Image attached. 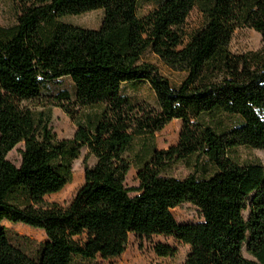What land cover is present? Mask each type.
I'll list each match as a JSON object with an SVG mask.
<instances>
[{
    "label": "trees",
    "instance_id": "trees-1",
    "mask_svg": "<svg viewBox=\"0 0 264 264\" xmlns=\"http://www.w3.org/2000/svg\"><path fill=\"white\" fill-rule=\"evenodd\" d=\"M9 1L15 22L0 27V264L109 260L126 250L130 234L187 245L182 264H264V165L228 156L238 146L264 150V0H161L143 15L140 0ZM194 9L202 22L190 29ZM93 10L103 15L94 29L63 21ZM247 27L260 35L261 50L231 52L233 33ZM146 51L185 74L181 83L171 86L141 60ZM64 76L74 100L64 90L53 103L76 130L60 140L41 108L42 87ZM141 81L156 107L121 94L122 85ZM219 114L239 123L215 128ZM173 119L182 121L177 142L151 148L138 186L128 188V148ZM20 143L16 165L6 155ZM82 147L95 158L83 160L82 186L66 206L45 201L70 181ZM178 163L193 171L173 176ZM185 203L200 221L175 220L171 210ZM4 221L44 232L36 259L11 243ZM176 251L154 246L158 257Z\"/></svg>",
    "mask_w": 264,
    "mask_h": 264
},
{
    "label": "rangeland",
    "instance_id": "rangeland-1",
    "mask_svg": "<svg viewBox=\"0 0 264 264\" xmlns=\"http://www.w3.org/2000/svg\"><path fill=\"white\" fill-rule=\"evenodd\" d=\"M160 1L161 0H140L137 5V14L143 15L152 10ZM102 17L103 15L100 10H93L92 12L79 14L78 16H66L63 18V21L75 26L94 29L99 25ZM14 22L15 17L12 3L9 0H1L0 27L11 26ZM201 22L202 16L194 9L190 12L186 20V26L187 28L194 29L201 25ZM262 46L263 41H261L260 35L248 27L235 30L230 40L231 52L239 54L261 50ZM141 60L150 62L156 66L160 74L164 75L169 80L171 86H178L185 77L183 73L170 70L150 51H146L141 56ZM64 90L67 91L71 99L74 100V86L69 77L64 76L61 79L46 82L42 87L44 97L43 106H41V108L49 112V124L56 138L60 140L71 138L76 130V123H74L61 108L53 103L55 97ZM120 91L123 96H127L133 103L144 101L150 106L156 107L154 93L145 81L126 83L122 85ZM261 117L264 118V113L261 114ZM211 120V125L218 129H228L239 123V119H237L236 116L232 117L225 114L216 115L212 117ZM181 124L182 121L173 119L163 129L154 133L153 136L139 138L132 143L127 151V158L130 161V170L126 176L125 184L128 188H135L138 186L136 179L137 170L143 160L148 159L151 148L165 149L169 146H173V144L177 142ZM22 147L23 143H20L6 155L7 158L16 165L20 162L19 150ZM79 154V157L71 162L72 173L70 181L60 191L52 193L51 195H45V201L66 206L78 188L82 186L84 178V169H82L83 160L86 158L87 163L93 165L95 163V158L87 154L86 147H82ZM228 156L232 161L239 164L258 161L264 165V150L238 146L229 151ZM192 171V166L178 163L174 166L172 175L185 177ZM131 194H134V192H131ZM171 213H173L175 220L179 223H191L201 220L200 214L197 212L196 208L186 203L171 210ZM1 225L5 228L11 243L16 248L20 249L30 258L36 259L38 257L42 248L41 245L45 241V234L42 230L30 227L24 223L14 224L8 221L2 222ZM161 242L175 247L177 249L176 254L173 257H158L154 252V246L155 243ZM127 245L126 250L113 259L102 260L96 257L94 259L83 260L75 256L72 258L71 264H182L189 250L187 245L163 236L138 238L130 234Z\"/></svg>",
    "mask_w": 264,
    "mask_h": 264
}]
</instances>
